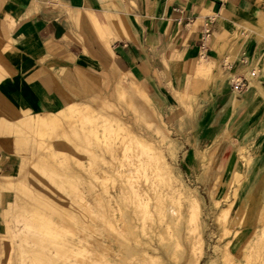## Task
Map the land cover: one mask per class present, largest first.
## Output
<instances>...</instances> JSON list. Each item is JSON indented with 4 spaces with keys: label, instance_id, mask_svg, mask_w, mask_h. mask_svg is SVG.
<instances>
[{
    "label": "crops",
    "instance_id": "obj_1",
    "mask_svg": "<svg viewBox=\"0 0 264 264\" xmlns=\"http://www.w3.org/2000/svg\"><path fill=\"white\" fill-rule=\"evenodd\" d=\"M238 76L246 88H233ZM121 77L170 126L182 166L215 201L226 206L241 178L233 213L254 228L264 207V0H0V187H18L32 124L73 103L92 107ZM8 202L0 189V251Z\"/></svg>",
    "mask_w": 264,
    "mask_h": 264
},
{
    "label": "rangeland",
    "instance_id": "obj_2",
    "mask_svg": "<svg viewBox=\"0 0 264 264\" xmlns=\"http://www.w3.org/2000/svg\"><path fill=\"white\" fill-rule=\"evenodd\" d=\"M85 103L93 106L68 105L72 118L59 116L60 125H31L33 151L23 159L18 187H0L10 193L0 264H264V244L259 250L254 239L259 220L245 229L234 206L223 224L216 220L234 197L217 203L182 166L170 126L127 78ZM102 115L126 128H107ZM137 136L149 145L140 146ZM156 150L160 163L151 160ZM193 194L202 226L189 234L174 216L180 204L186 215ZM224 247L235 259L224 256Z\"/></svg>",
    "mask_w": 264,
    "mask_h": 264
},
{
    "label": "bare ground",
    "instance_id": "obj_3",
    "mask_svg": "<svg viewBox=\"0 0 264 264\" xmlns=\"http://www.w3.org/2000/svg\"><path fill=\"white\" fill-rule=\"evenodd\" d=\"M261 58V57H260ZM72 109H74V107L73 106H69L67 109H65V110H63V112L61 111L60 112V114H47L46 116H44V117H42V118H40L39 119V121H40V123H42V127L45 125V126H54V125H56V124H59V122H60V117L59 116H62V117H64V118H66V119H68V120H70L72 117L70 116V114H69V112L68 111H70V112H73V111H71ZM81 109V111L80 110H78L79 112H88V109L87 108H85V107H81L80 108ZM66 110H68V111H66ZM133 116V115H132ZM102 117L103 118H105L104 120H105V124H106V126H107V128H110V129H112V130H116V131H121V130H123V129H125L126 128V126H125V124L123 123V122H121L119 119L118 120H113V119H111V118H108V117H106V116H104V115H102ZM114 123V124H113ZM38 125H39V122H38ZM41 127V126H40ZM91 131H93V132H95V134H96V132H97V128H93ZM93 132H91V133H93ZM96 136H97V134H96ZM136 136V135H135ZM138 137V136H137ZM139 138V137H138ZM133 140H134V138H133ZM138 140V143H139V145L140 146H142V147H146V146H148L149 145V143L147 144V143H144L143 141H141V139L139 138V139H137ZM157 149V148H156ZM152 150H154V149H152ZM151 160L152 161H154L155 163H158L159 162V160L160 159H162L161 157H162V155H160L159 153H157V150L155 151V152H153L151 155ZM161 156V157H160ZM165 162V161H164ZM160 163V162H159ZM161 165V164H160ZM164 165V164H163ZM169 165V164H168ZM167 165V166H168ZM166 165H164L162 168H160V171H162L163 172V174L164 173H166V171H165V168H167L168 169V167H165ZM157 171V170H156ZM162 176V175H161ZM171 178V177H170ZM166 179V178H165ZM173 179V178H172ZM169 180V179H168ZM240 181H241V179L240 178H236L235 179V182L237 183L236 184V186H235V188H234V190H233V193H232V195H227L226 193V195H227V199H229V197L231 198V196H233L234 197V199L235 198H237L238 197V193L237 192H239V184H240ZM171 184V183H170ZM174 184V183H173ZM171 186V185H170ZM174 187V186H173ZM184 189H185V187H184ZM174 190H176V189H174ZM179 190V189H178ZM183 190V189H182ZM181 190V194H183V192H184V190L182 191ZM187 190V189H186ZM177 191V190H176ZM180 191V190H179ZM186 192V191H185ZM194 192V191H193ZM192 193V192H191ZM190 193V194H191ZM180 194V195H181ZM192 195V194H191ZM190 195V197H191V199L189 200L190 202H189V204H188V206H187V212H186V215H184L183 214V211L184 210H181V204L179 205V208H178V211H177V213H176V216H174V217H178L179 216V218L180 217H182V219H184L185 220V223H186V225H185V227H187V230L186 231H189V234H190V232H193L194 230H196L197 232L199 231V228H200V224H201V220H200V216H199V214H200V207H199V204H198V201H197V198L196 197H194L195 196V194H193V197ZM186 198H187V196H185ZM199 197V196H198ZM226 197V196H225ZM141 199V198H140ZM188 199V198H187ZM219 201L217 200V203H218ZM233 204H234V201L231 203V202H229V204H228V206L227 207H221L220 208V211L217 213V218H216V220L217 221H219L220 222V219L222 220L220 223H224L226 220H227V217H228V215L230 214V210H231V207L233 206ZM220 207V206H219ZM232 212V211H231ZM201 214H202V212H201ZM232 215V214H231ZM202 216V215H201ZM203 217V216H202ZM201 217V218H202ZM178 218V219H179ZM202 220H204V219H202ZM173 223V222H172ZM203 224H204V222H203ZM221 224V225H222ZM225 225V224H224ZM223 225V226H224ZM201 226H202V224H201ZM222 227V226H221ZM204 228H205V226H204ZM259 232L258 233H256V238H254L255 240H256V242H257V247H258V249L259 250H262V248H261V246L264 244V207L262 208V211H261V213H260V217H259ZM202 230H203V227L201 228ZM226 229V228H225ZM225 229H223V231L225 230ZM204 231V230H203ZM202 231V232H203ZM177 232V231H176ZM200 233H201V231H200ZM177 234V233H176ZM187 234V233H186ZM198 235L197 236H201V234L199 235V233H197ZM222 235H224L223 233H222ZM227 235V234H226ZM255 235V234H254ZM197 240H198V238H196ZM202 239L203 238H200V240L197 242V243H195V242H193L192 244V246H193V249H194V247L196 246V245H198V243L199 242H201L202 243ZM196 240V241H197ZM175 241V240H174ZM200 245V244H199ZM218 246H220V245H218ZM225 246V245H224ZM203 246L201 245V248H202ZM216 248V247H215ZM218 248V247H217ZM225 248V247H224ZM92 249V248H91ZM196 249V248H195ZM203 249V248H202ZM219 249H220V247H219ZM94 250V249H93ZM222 250V249H221ZM201 251V250H200ZM215 251H217V250H215ZM219 251V250H218ZM218 251H217V253H218ZM221 252V251H220ZM203 252H201V254H202ZM232 253H233V250H230L229 251V249L227 248H225V255L224 256H227V257H229L230 259H235V257L232 255ZM262 254V253H261ZM200 255V254H199ZM220 255H222L221 253L219 254V256ZM262 258H263V261H264V254H262ZM224 258V257H223ZM216 259V258H215ZM220 259V258H219ZM227 259V258H226ZM218 260V259H217ZM96 261V260H95ZM199 263V261L197 262V264ZM215 263V262H214ZM235 263V262H234Z\"/></svg>",
    "mask_w": 264,
    "mask_h": 264
},
{
    "label": "built area",
    "instance_id": "obj_4",
    "mask_svg": "<svg viewBox=\"0 0 264 264\" xmlns=\"http://www.w3.org/2000/svg\"><path fill=\"white\" fill-rule=\"evenodd\" d=\"M211 35V29L207 28L205 30V35L202 42V49L206 48V42L209 40ZM252 76H255V72H251ZM232 85L235 90H241L243 88H246L248 86L246 80L240 76L232 78Z\"/></svg>",
    "mask_w": 264,
    "mask_h": 264
}]
</instances>
